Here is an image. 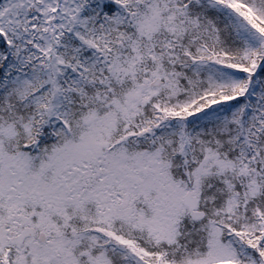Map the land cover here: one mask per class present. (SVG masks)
<instances>
[{"label":"snow or ice","instance_id":"1","mask_svg":"<svg viewBox=\"0 0 264 264\" xmlns=\"http://www.w3.org/2000/svg\"><path fill=\"white\" fill-rule=\"evenodd\" d=\"M0 264H264V0H0Z\"/></svg>","mask_w":264,"mask_h":264}]
</instances>
